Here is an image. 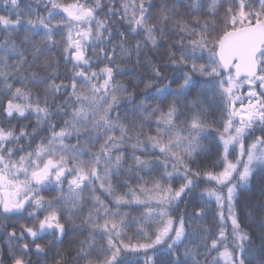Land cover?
Returning a JSON list of instances; mask_svg holds the SVG:
<instances>
[{"label":"snow or ice","instance_id":"1","mask_svg":"<svg viewBox=\"0 0 264 264\" xmlns=\"http://www.w3.org/2000/svg\"><path fill=\"white\" fill-rule=\"evenodd\" d=\"M3 3L0 217L27 213L33 224L3 227L0 264H32L31 245L46 256L37 240L48 234L62 242L69 226L85 238L74 252L58 250L53 264H157L161 255V264H255L249 227L259 232L264 264V0H189L184 14L175 3L151 0H36L47 15L35 18L30 4ZM113 17L126 25L116 37ZM25 25L18 44L14 36ZM37 29L44 31L39 40ZM64 30L66 38L55 39ZM105 42L112 47L98 52ZM90 44L103 67L88 55ZM53 48L72 65L67 72ZM117 54L135 57V65L144 56L136 87L116 79L124 71ZM168 66L177 75L165 77ZM33 115L34 127L13 124ZM243 191L250 196L242 200ZM212 201L215 232L205 223ZM241 204L253 225L242 226ZM131 205L142 211L130 221L122 208Z\"/></svg>","mask_w":264,"mask_h":264},{"label":"trees","instance_id":"2","mask_svg":"<svg viewBox=\"0 0 264 264\" xmlns=\"http://www.w3.org/2000/svg\"><path fill=\"white\" fill-rule=\"evenodd\" d=\"M46 2V0H45ZM61 2H66V3H70L72 2V0H61ZM81 2H83V0H81ZM89 2H91V0H89ZM103 3L107 4L110 3L111 0H102ZM147 2V0H146ZM151 2L155 5H164V4H168L169 6H171L172 4H176L178 11L180 14H184L187 9L185 7L186 4L189 3V0H183V2L181 3L180 0H151ZM31 5L32 6V17L35 18L36 15H41V16H45L47 15V13L45 12L44 9V5L43 3L37 4L36 0H21V7H24L25 5ZM151 11L154 14H160L161 12V8L160 7H156L151 9ZM0 14H7V9L3 3V0H0ZM62 14V13H61ZM63 15V14H62ZM101 16H103V12L100 13ZM59 17H57L58 19ZM109 23L112 25L113 28V36L116 37L117 36V32L116 30H120V31H124L126 29V25H122L119 21L118 18L113 17ZM27 27V25H25L24 27H21L19 29L18 34H16L14 36L16 42L19 44L20 41L23 38L24 32H25V28ZM169 28H171V25H169ZM36 32H38L39 34H35L32 33L33 38L35 40H39L43 34L44 31L43 29H37ZM65 35H60L57 34L55 36V39L57 40H62L66 38V30H64ZM2 35H0V39H2ZM118 39V37H117ZM167 39H178V37H168ZM114 43L116 42L115 40L113 41ZM129 43H135V41L129 37ZM100 47H106V48H111L112 45L108 44V43H101L98 45L97 47V51L99 52V48ZM92 45H89V51H88V55L92 57V59L94 61H96V63L99 65V67H103L104 63H107V61H104V63H99V61L96 60L95 56H92V51H91ZM147 52V50H146ZM163 53V47H161V49L159 50V52L155 53V56L157 59H160L161 54ZM53 54L56 55L58 58H60V53L59 50L57 48H53ZM111 55V53H109ZM149 55H152L153 53H147ZM101 58H103V53H100ZM141 59V64L140 65H135V57H133V60L131 62L128 61H121V58L119 56V54H117L116 56H114V60L116 64H119L120 68L123 69L124 71L122 73H118L116 75V79L126 85H128L130 88L136 87L137 84L139 83V80L141 79V77L144 76V66H143V60H144V56L142 55L140 57ZM204 61H198V63H203ZM60 63V72L61 73H65L67 72L69 69H71L72 65L71 64H65L64 60L62 58H60L59 60ZM165 62L162 61L161 62V67H164ZM95 67V64H94ZM135 71L136 73H138V75L133 76L131 73ZM177 75V72L172 68V66H168V69L164 72V76L165 77H173ZM62 78H64L62 76ZM67 82V80L65 81ZM168 83V80H160V81H156V87H164L165 84ZM19 86V85H17ZM173 89L176 87L175 84H173L171 86ZM143 88V84H139V87L137 88V91H139L140 89ZM200 89V85H197V88L193 90L192 94L189 95L188 100L193 99V97L195 96V92L197 90ZM151 91V90H150ZM154 95H161V94H157L154 93ZM171 99H173V97L169 96L167 101H163L164 103H167L168 101H170ZM201 99H205L204 97H201ZM59 102V101H58ZM152 104H157V103H161V100L159 99H152L149 101ZM205 105L206 106H210L208 101L205 100ZM128 108H130L131 106L128 105ZM121 115H125V112L123 110V108H121ZM215 111V110H213ZM216 115H218V113H216ZM19 123L20 125H29L31 124L32 127L35 126V116L33 115L32 117L29 118V120H19L18 122L16 120H13V124H17ZM29 131H31V127H29L28 129ZM259 134V133H257ZM74 143V141H72ZM22 143H24L26 145V141H22ZM205 144H207L208 142L205 141ZM213 151H215V147L213 146ZM139 155V153H137ZM213 159H215V157L213 156ZM131 161H129L130 163ZM203 163H207L208 161H202ZM141 175H145V173H141ZM133 184L136 183L135 178H133L132 180ZM181 181L180 180H174L173 181V185L174 186H179V183ZM204 185L202 184L201 187H203ZM52 187V186H49ZM66 187V184H65ZM253 188L254 191H258V188L255 186V182L253 183V185L251 186ZM119 192H125L127 191L126 188H118L117 189ZM200 192V189L196 190V193L194 194L196 197H198ZM43 195H45L46 197H51L52 195H54V192H50V191H45L43 192ZM250 196V193L248 191H243L242 194V200L245 198H248ZM103 199H107V197H102ZM186 200H188L189 198L186 197ZM184 203H181L180 205V211L182 212L184 210ZM242 208V204L240 205V208H238L239 211V215H240V219L242 221V226H251L253 225V221L249 220L246 218V214L244 210H240ZM191 210V209H189ZM217 206L215 204V201H212L209 205L208 208V215L205 217V223L207 224L208 227L212 228L213 231L215 232V223L216 221L214 220V214L217 212ZM85 213L87 212V207H85L84 209ZM122 211L124 212H128L129 213V217L128 219L131 221L133 218H138L141 215V211L142 209L137 207L136 205H131V206H127L122 208ZM225 215L227 216V209L225 208ZM218 219V218H217ZM20 224H27L29 226H31L33 224V221L31 219H28L27 217V213H24L23 217L21 216H17V215H13L10 218H2L0 217V249H3L5 252L7 251V247H6V240L3 238L4 237V232H3V227L9 226V230H11V226H15L17 231H19V226ZM80 221L79 219L76 220V225H79ZM229 224V230H230V221H228ZM136 230V226L132 225V227L130 229H128V234L129 235H134ZM249 230L254 232V236H253V240L254 243L251 245L253 251H252V255L253 257H255V264H260V260H261V246H260V240H259V232L255 227H249ZM81 232V229L77 226H69V232L68 235L66 237L63 238L62 242H56L53 243L52 242V238L50 235L48 234H43V238L37 240V243H41L42 245H46V252H48V254L45 256L44 254H39L37 255L35 253V246L31 245L32 248V252L29 254L30 259L32 260V264H53V257L56 256L57 251H62L64 253H69V252H74L76 246L79 244V242L81 240H83L85 238L84 235H79L78 233ZM30 239V238H29ZM27 242V241H25ZM15 243V242H13ZM50 249V250H49ZM181 251H183V249L181 248ZM216 253H213V256H215ZM142 259V257H141ZM167 257L164 255L158 256L157 257V264H161L162 261L166 262Z\"/></svg>","mask_w":264,"mask_h":264},{"label":"rangeland","instance_id":"3","mask_svg":"<svg viewBox=\"0 0 264 264\" xmlns=\"http://www.w3.org/2000/svg\"><path fill=\"white\" fill-rule=\"evenodd\" d=\"M221 264H224V262H223V261H221Z\"/></svg>","mask_w":264,"mask_h":264},{"label":"water","instance_id":"4","mask_svg":"<svg viewBox=\"0 0 264 264\" xmlns=\"http://www.w3.org/2000/svg\"><path fill=\"white\" fill-rule=\"evenodd\" d=\"M13 216V215H12Z\"/></svg>","mask_w":264,"mask_h":264}]
</instances>
